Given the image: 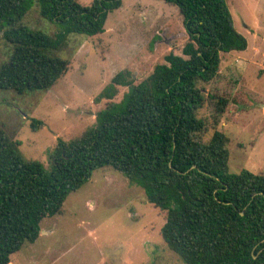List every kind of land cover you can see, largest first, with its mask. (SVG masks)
Here are the masks:
<instances>
[{
    "label": "trees",
    "instance_id": "obj_1",
    "mask_svg": "<svg viewBox=\"0 0 264 264\" xmlns=\"http://www.w3.org/2000/svg\"><path fill=\"white\" fill-rule=\"evenodd\" d=\"M176 6L188 41L182 53L136 84L130 72L117 73L113 87L131 86L119 105L100 111L95 127L71 142L59 141L50 169L28 160L21 143L0 123V264L40 236L41 222L62 212L67 196L97 169L111 167L146 193L166 213L161 236L185 264H264V174L229 170V139L217 130L228 105L206 95L219 74L222 54L244 52L225 0H163ZM36 5L56 24L54 36L23 24ZM122 0H0V32L11 54L0 66V90L17 95L49 91L69 70L60 52L71 34L94 37L105 32L110 12ZM113 88V89H111ZM111 90V93L109 94ZM207 99L216 115L209 141L199 117ZM42 121L32 119L37 130Z\"/></svg>",
    "mask_w": 264,
    "mask_h": 264
},
{
    "label": "rangeland",
    "instance_id": "obj_2",
    "mask_svg": "<svg viewBox=\"0 0 264 264\" xmlns=\"http://www.w3.org/2000/svg\"><path fill=\"white\" fill-rule=\"evenodd\" d=\"M93 1L79 0L86 6ZM225 2L248 48L222 54L219 74L205 92L229 101L217 130L229 139L230 172L264 174V0ZM23 24L51 36L60 31L40 16L36 5ZM187 41L176 6L163 0H122L109 13L104 33L69 36L60 52L70 61L69 70L49 91L19 96L0 90V123L11 134L15 131L28 160L49 170L59 141L80 138L95 127L100 111L119 106L131 92V86L114 85L113 96L98 100L113 87L117 73L130 72L138 84L165 64L166 55L182 56ZM10 54L11 46L0 34V66ZM198 114L207 123L206 143L216 115L211 99ZM32 119L42 121L37 130L31 128ZM165 222L166 213L148 202L144 189L104 167L67 196L61 213L43 219L39 238L25 244L10 264H185L161 236Z\"/></svg>",
    "mask_w": 264,
    "mask_h": 264
},
{
    "label": "water",
    "instance_id": "obj_3",
    "mask_svg": "<svg viewBox=\"0 0 264 264\" xmlns=\"http://www.w3.org/2000/svg\"><path fill=\"white\" fill-rule=\"evenodd\" d=\"M0 34L2 35V33L0 32Z\"/></svg>",
    "mask_w": 264,
    "mask_h": 264
}]
</instances>
